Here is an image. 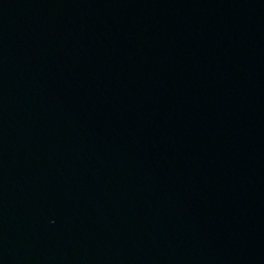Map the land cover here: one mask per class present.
<instances>
[{"label":"water","instance_id":"water-1","mask_svg":"<svg viewBox=\"0 0 264 264\" xmlns=\"http://www.w3.org/2000/svg\"><path fill=\"white\" fill-rule=\"evenodd\" d=\"M0 264H264V0H0Z\"/></svg>","mask_w":264,"mask_h":264}]
</instances>
